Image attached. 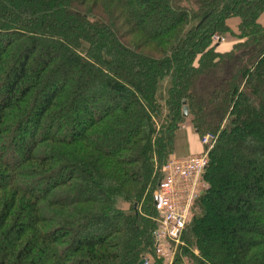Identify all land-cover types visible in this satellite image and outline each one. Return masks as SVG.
Segmentation results:
<instances>
[{
  "label": "trees",
  "instance_id": "1",
  "mask_svg": "<svg viewBox=\"0 0 264 264\" xmlns=\"http://www.w3.org/2000/svg\"><path fill=\"white\" fill-rule=\"evenodd\" d=\"M262 14L0 0V264H163L154 190L184 125L215 142L172 264H264Z\"/></svg>",
  "mask_w": 264,
  "mask_h": 264
},
{
  "label": "built area",
  "instance_id": "2",
  "mask_svg": "<svg viewBox=\"0 0 264 264\" xmlns=\"http://www.w3.org/2000/svg\"><path fill=\"white\" fill-rule=\"evenodd\" d=\"M217 40L221 38L216 37ZM202 151L185 157L171 156L160 168V179L154 190L156 227L152 236L154 254L163 264H172L181 233L192 214L197 198L207 189L203 173L208 152L215 142L211 133L204 134ZM143 264H154L146 257Z\"/></svg>",
  "mask_w": 264,
  "mask_h": 264
},
{
  "label": "rangeland",
  "instance_id": "3",
  "mask_svg": "<svg viewBox=\"0 0 264 264\" xmlns=\"http://www.w3.org/2000/svg\"><path fill=\"white\" fill-rule=\"evenodd\" d=\"M260 22H262L263 23V20H264V14H262V16L260 17ZM229 25L231 26V28H232V30H234L235 28H234V20H231L230 22H229ZM217 42H219L220 43V46H221V48L223 49V48H230L231 47V45L234 43V41H235V38L233 37V35L232 34H227V35H225V37H222L221 38V40H217L216 38H214ZM194 134V132H193V129H192V127H190L189 125H184V126H182V129L180 130V132H179V135H178V140H177V145H178V149H177V151L175 152V154H173V156H176V157H185V156H187V155H191V154H197V153H189V148H188V145H187V141H186V138H187V135L188 134ZM200 137H198L197 135H196V144H200L201 145V147L203 148V146H202V144H201V142H200ZM244 156V155H243ZM233 157V156H232ZM231 157V158H232ZM243 158H245V157H242V158H238V159H236V160H240V159H243ZM227 159H229V160H231L230 159V157H228ZM234 160V157H233V159H232V161ZM228 161H226V160H221V164H220V169L222 170H225L229 165H228V163H227ZM120 204H122V202L120 203ZM215 242V243H214ZM215 246H216V241H214V238H213V242H212V247H213V249H215Z\"/></svg>",
  "mask_w": 264,
  "mask_h": 264
},
{
  "label": "crops",
  "instance_id": "4",
  "mask_svg": "<svg viewBox=\"0 0 264 264\" xmlns=\"http://www.w3.org/2000/svg\"><path fill=\"white\" fill-rule=\"evenodd\" d=\"M262 23V22H261ZM263 23H264V20H263ZM219 49L221 50V51H224V50H228L229 49V47L228 48H221V46H219ZM188 140V141H187ZM186 141H187V145H188V148H189V153H199V152H201V150H202V147H201V145L200 144H196V134L194 133H192V134H188L187 135V138H186ZM176 157V156H175Z\"/></svg>",
  "mask_w": 264,
  "mask_h": 264
},
{
  "label": "water",
  "instance_id": "5",
  "mask_svg": "<svg viewBox=\"0 0 264 264\" xmlns=\"http://www.w3.org/2000/svg\"><path fill=\"white\" fill-rule=\"evenodd\" d=\"M183 116L184 117H187V115H188V107H187V105L185 104V102H184V105H183ZM134 207H136V204H134ZM144 261H145V259L144 258H142L140 261H139V264H143L144 263Z\"/></svg>",
  "mask_w": 264,
  "mask_h": 264
}]
</instances>
